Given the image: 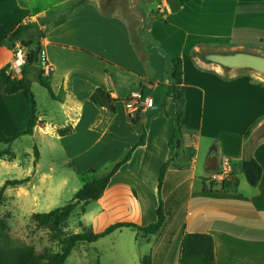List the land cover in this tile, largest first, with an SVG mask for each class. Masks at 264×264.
I'll return each mask as SVG.
<instances>
[{
    "label": "crops",
    "instance_id": "obj_1",
    "mask_svg": "<svg viewBox=\"0 0 264 264\" xmlns=\"http://www.w3.org/2000/svg\"><path fill=\"white\" fill-rule=\"evenodd\" d=\"M73 1L0 0V139L24 132L29 120L25 92L14 95L5 92L13 78L10 69L14 49L3 43L20 24L62 11L58 7H67ZM134 3L151 22L147 37L142 38L144 46L146 40L150 43L149 68L141 60L128 21L115 12L103 10L97 2H86L66 23L52 29L43 42L52 69L48 77L56 98L50 97L54 112L49 117L47 112H39L37 102L39 122L30 137L43 134L62 144L72 142L66 148L67 160L80 176L118 162L139 142L140 136L130 120L137 113L130 115L126 102L138 92L144 98H152L154 108L143 112L146 120L153 116L148 120L145 145L112 178L102 198L93 202L97 210L91 211L90 203L83 218L88 219L96 233L119 222L142 227L155 223L159 204L154 198L159 196L161 169L170 157L176 113L175 104L167 97L170 85L167 53L161 48L164 42L157 39L164 40L165 32H171L170 36L176 35L182 43L185 158L181 168H169L163 186L169 188L172 198L187 185V213L182 216V202L162 200L167 223L159 234L144 237L133 228H124L98 242L122 235L124 230H135L138 233L134 234V243L138 245L143 237L150 249L137 252L134 258L128 256L127 262L133 259L136 264H143V259L149 257L151 264H179L184 236L204 233L214 238L217 264H264V140L251 152L246 150L249 140L245 138L264 119V84L235 74L226 75L224 70L194 56L209 45L203 42L208 39H227L230 47H241L249 38L261 43L264 0H134ZM160 23L166 25L163 32L155 28ZM97 89L108 91L119 101L115 115L90 101ZM164 104L167 115L156 114ZM64 128H71L72 133L60 137L58 131ZM24 137L17 138L11 147ZM211 153L217 157L218 169L214 173L206 170L205 177L197 173V165L200 157L205 156L206 166ZM250 155L263 168L257 188L250 187L241 171V162ZM16 159L0 161L6 168L10 167L8 164L17 168ZM130 168L133 170L120 179L124 170ZM226 179L238 182L237 191H229L228 197L200 195L205 183L208 189L222 192ZM102 256L98 264L123 261V256L115 253L105 262Z\"/></svg>",
    "mask_w": 264,
    "mask_h": 264
},
{
    "label": "trees",
    "instance_id": "obj_2",
    "mask_svg": "<svg viewBox=\"0 0 264 264\" xmlns=\"http://www.w3.org/2000/svg\"><path fill=\"white\" fill-rule=\"evenodd\" d=\"M87 0H75L71 2L62 11H52L51 13L39 17L37 21H30L25 24H20L6 39L4 45L14 49L20 45L26 50L27 65L23 72L22 78H12L8 81L6 86V94L14 95L21 91L26 94L27 108L29 112V120L27 122L26 130L15 137L0 139V144H5L11 147L12 143L21 136H32L36 127L38 126L39 117L37 112V101L35 95L31 91V81L28 77V71L38 69L39 74L37 80L48 91L51 98L55 99V95L51 86L49 77L45 75V70L41 66V54L43 51V42L46 40L49 32L68 21L70 16L85 5ZM165 24L156 25V29ZM171 33V32H170ZM165 32V39L158 38L160 42H164L161 46L162 50L167 53L168 64L166 73L169 77L170 85L168 86L167 97L172 99L176 106L175 113V133L174 138L170 144V157L166 164L162 167L159 177V208L157 209V221L146 227L139 226L135 223L119 222L109 226L105 231L96 233L92 227H87L84 232L78 234H71L65 236L64 229L67 227L68 221L78 206L84 204L97 202L102 198L106 189L110 185L112 178L126 165L132 158L133 154L145 145L146 128L148 120L151 118L143 117L142 110L138 111L134 118H130L133 126L137 130L140 140L133 146L125 156L118 162L111 164L104 168L100 176H97V169H91L85 174L94 175L93 180L84 184V186L75 194L74 199L65 207L55 209L48 213H36L33 219L39 228L48 229L54 240L60 244V251L51 252L49 249L44 253H38L33 246H8L6 243L7 236V223L0 218V264H66L74 249L79 244H94L100 239L111 235L112 233L124 229L133 228L139 232L141 236H151L159 234L167 223V217L164 211V205L161 198V190L165 181V177L170 167L179 168L184 162L185 156V140H184V116L186 107V98L182 90L183 86V56L181 53L182 43L178 40L176 35ZM205 40V39H204ZM182 42V41H181ZM207 44H224L229 45L228 41L223 39H208L203 41ZM264 38H261V43ZM197 56V54H194ZM141 60L149 68L148 52L146 55L140 54ZM90 101L97 108H105L110 111L112 115L117 113V101L112 95L103 89H97L90 98ZM162 108V110H161ZM159 108L156 114L167 115L166 105L164 104ZM155 114V115H156ZM260 121V123H262ZM259 124V123H258ZM257 124V125H258ZM256 125V126H257ZM262 139L264 140V124L261 126ZM72 133L71 128H64L58 131L60 137H66ZM252 131L250 130L245 138L250 140ZM255 146L251 145V141L246 145L247 151H253ZM15 158L14 153L0 152V159ZM241 171L245 175L246 180L250 187L257 188L263 178V168L257 159L250 155L241 162ZM29 182L28 179H15L7 180L0 190V200L2 199L3 192L8 187H18ZM237 180H224L222 183V192L213 191L208 189L206 183L204 184L203 191L200 193L202 196H223L228 197L229 191H237ZM143 264H151L149 257L143 259ZM179 264H217L215 255L214 238L210 234L204 233H189L186 234L181 244V258Z\"/></svg>",
    "mask_w": 264,
    "mask_h": 264
},
{
    "label": "rangeland",
    "instance_id": "obj_3",
    "mask_svg": "<svg viewBox=\"0 0 264 264\" xmlns=\"http://www.w3.org/2000/svg\"><path fill=\"white\" fill-rule=\"evenodd\" d=\"M50 1L56 2L58 0ZM89 1L97 2L103 10L115 12L125 18L132 27L134 40L139 48L140 54L146 55L148 50L147 46L150 43L146 40L145 43H147V45L144 46L142 44V38L147 37L151 22L147 21L145 16H142L140 7L138 5L135 6L134 0L132 4H130L128 0H87V2ZM64 7H66V5ZM64 7L62 5L58 8L63 10ZM142 18H145V22L142 21ZM223 40L228 41L227 39ZM247 40L248 43L241 47H230L224 44H217L218 46L216 44H209L203 47L198 52L197 56L199 57L201 52L210 51L225 53L242 51L264 56V43H260L256 38H249ZM228 43L230 42L228 41ZM212 66L222 69L217 65ZM224 71L226 75L235 74L240 77H247L259 84H264V75L252 70L239 69ZM38 74V69L28 71V77L31 81V91L40 105L39 112H47V116L49 117V115L54 112L50 106L51 98L48 91L37 80ZM148 90L151 89L148 88ZM141 110L143 113L145 108L142 107ZM263 124L264 121L256 127V131L250 136L249 141H251L253 147L263 140L261 132V126ZM72 144V142L62 144V142L52 140L50 137L44 136L43 134H36L34 137L26 136L19 139L12 147L3 144L0 145V152L6 151L15 154L18 165L17 168H12L11 166L13 164H8L10 167L6 168L4 167L5 164H2L0 161V190L7 180L29 178V182L22 186L8 187L3 192L2 199L0 200V218L4 220L8 226L6 236V243L8 246H33L38 253H44L47 249L51 252L60 251L59 242L53 239L48 229L37 227L33 215L36 213H48L55 209L65 207L74 199L75 194L85 183L93 180L94 175L84 173L79 176L73 167L69 166L66 148L71 147ZM0 160H10L11 162L14 159L6 157ZM52 167H54V170ZM104 168L106 167L97 169L98 173L96 175L100 176L105 172L106 169L104 170ZM128 170L132 171L133 169L124 170L120 179H124L123 177L129 174ZM197 173L205 177L208 176L205 166V156L200 157L198 161ZM212 184H214V182H212ZM198 185L199 181L197 182V186ZM172 186L174 187L175 185L172 183ZM168 192L169 188H166V185H164L161 191L162 200L174 204L182 202V216H185L189 201L187 185H183L179 189V192L176 195L174 194L172 198H169ZM155 199L158 200L159 204V196H156L154 200ZM149 200L150 203H152V199L150 198ZM90 206V210L93 212L98 208V206L93 203ZM85 208L86 205L82 204L74 211L68 221L67 227L64 229L63 234L65 236L82 233L87 227H90L87 223L88 219L83 218ZM200 230L204 229L202 228ZM122 233V235L117 234V236L106 238L96 244H79L72 252L66 264H86V262L89 264H98L100 255H103L102 257L105 262V260L107 261L110 259L114 253L123 256V258H121L123 260L122 264H136L133 259H129L127 262V257L134 258L139 251H149V242L143 237H140L138 245L135 244L136 237H134V234L137 235L138 233L135 230H124ZM147 255H149V253Z\"/></svg>",
    "mask_w": 264,
    "mask_h": 264
},
{
    "label": "water",
    "instance_id": "obj_4",
    "mask_svg": "<svg viewBox=\"0 0 264 264\" xmlns=\"http://www.w3.org/2000/svg\"><path fill=\"white\" fill-rule=\"evenodd\" d=\"M199 60L205 64L220 66L227 71L247 69L264 75V56L250 52H201ZM218 169L217 157L211 153L207 160L206 170L214 173Z\"/></svg>",
    "mask_w": 264,
    "mask_h": 264
},
{
    "label": "built area",
    "instance_id": "obj_5",
    "mask_svg": "<svg viewBox=\"0 0 264 264\" xmlns=\"http://www.w3.org/2000/svg\"><path fill=\"white\" fill-rule=\"evenodd\" d=\"M26 50L17 45L14 48V59L10 69V74L13 78H17L23 75L25 67L27 65ZM41 66L45 70V75L48 77L52 72V69L49 67L46 59V53L43 50L41 54ZM141 101V103L139 102ZM126 106L131 111V115L136 114L141 110L142 107L145 109L154 108V100L152 98H144L141 92L133 93L132 98L126 102Z\"/></svg>",
    "mask_w": 264,
    "mask_h": 264
}]
</instances>
